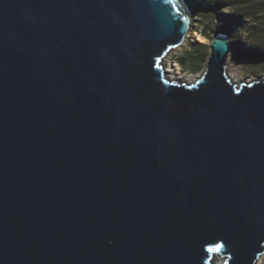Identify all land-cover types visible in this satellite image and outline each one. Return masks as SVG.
Listing matches in <instances>:
<instances>
[{"label":"water","instance_id":"95a60500","mask_svg":"<svg viewBox=\"0 0 264 264\" xmlns=\"http://www.w3.org/2000/svg\"><path fill=\"white\" fill-rule=\"evenodd\" d=\"M190 24L177 0H0V264L264 255V80L229 78L224 34L168 77Z\"/></svg>","mask_w":264,"mask_h":264},{"label":"rangeland","instance_id":"374dc122","mask_svg":"<svg viewBox=\"0 0 264 264\" xmlns=\"http://www.w3.org/2000/svg\"><path fill=\"white\" fill-rule=\"evenodd\" d=\"M192 22L194 24H190L189 32L182 45L168 53L163 61L171 75L167 76L171 77L172 80L176 79L179 82L193 79L191 81L193 83L197 81L195 79H200L205 71L206 63L210 56L209 48V50L205 53V58L196 66L185 67L179 62V59L187 52H193L192 46L194 42H199L196 40V36L194 34L195 32L199 33V31H194L193 27L203 28L204 23L198 20H193V17L191 16V23ZM247 24L248 23L242 18L240 23H228L226 19H223L218 20L213 24H207L209 26L216 25L225 27L227 30L224 35L227 36L231 48L230 55L226 63L227 73L230 77L235 78V80H232L234 83H238L239 81L242 83H249L256 80H264V54L261 48L257 51L253 49L251 41L248 40L246 34ZM211 38L214 37L212 36ZM205 39L206 40L204 42L200 43H204L209 46L211 40L208 38ZM261 39L262 38H258L257 42L264 44V41ZM252 58H255V60L253 61ZM220 259V256L215 257L214 264H218L221 261ZM262 264H264V261Z\"/></svg>","mask_w":264,"mask_h":264},{"label":"trees","instance_id":"16d2710c","mask_svg":"<svg viewBox=\"0 0 264 264\" xmlns=\"http://www.w3.org/2000/svg\"><path fill=\"white\" fill-rule=\"evenodd\" d=\"M184 2L193 20L204 23L203 28L193 27V30L199 31L202 37L212 41V36L227 32L225 27L207 24L223 19H226L228 23H240L242 18L248 23L246 34L253 49L257 51L261 48L264 54V44L257 42L258 38L264 41V0H184ZM193 24L192 22L191 25ZM192 50L193 52H187L179 59L185 67L198 65L205 58L209 46L200 41L194 42ZM252 60L254 61L255 58Z\"/></svg>","mask_w":264,"mask_h":264},{"label":"bare ground","instance_id":"6f19581e","mask_svg":"<svg viewBox=\"0 0 264 264\" xmlns=\"http://www.w3.org/2000/svg\"><path fill=\"white\" fill-rule=\"evenodd\" d=\"M178 1V3H179V5H180V8H181V10L183 11V13L186 15V17H187V19H189V20H191V13H190V11H189V9L186 7V4H185V2L183 1V0H177ZM195 34V36H196V40H198V41H200V42H204L206 39L204 38V37H202L198 32H195L194 33ZM225 38L227 39V36H225ZM228 40V39H227ZM177 49V48H176ZM167 75L169 76L170 75V72L167 70ZM171 76V75H170ZM229 78H231V80H235V78L234 77H230L229 76ZM193 79H190V80H184L185 82H189L188 84H190V83H192L191 81H192ZM195 80H199V78L198 79H195ZM184 81H182V83L184 82ZM196 82V81H195ZM195 82H193V83H195ZM240 83H242L241 81H239L238 82V84H240ZM249 83H251V82H249ZM221 261V263L219 262L218 264H223V260L222 259H220ZM263 261H264V255L257 261V263L256 264H262L263 263Z\"/></svg>","mask_w":264,"mask_h":264},{"label":"snow or ice","instance_id":"6c2138e0","mask_svg":"<svg viewBox=\"0 0 264 264\" xmlns=\"http://www.w3.org/2000/svg\"><path fill=\"white\" fill-rule=\"evenodd\" d=\"M168 2H169V3H171V2H172V0H168Z\"/></svg>","mask_w":264,"mask_h":264}]
</instances>
